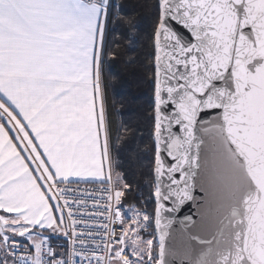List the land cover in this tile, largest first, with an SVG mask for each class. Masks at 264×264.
Returning a JSON list of instances; mask_svg holds the SVG:
<instances>
[{
  "label": "snow or ice",
  "instance_id": "obj_1",
  "mask_svg": "<svg viewBox=\"0 0 264 264\" xmlns=\"http://www.w3.org/2000/svg\"><path fill=\"white\" fill-rule=\"evenodd\" d=\"M150 6L0 0V264H264V0ZM142 37L147 199L105 82Z\"/></svg>",
  "mask_w": 264,
  "mask_h": 264
},
{
  "label": "trees",
  "instance_id": "obj_2",
  "mask_svg": "<svg viewBox=\"0 0 264 264\" xmlns=\"http://www.w3.org/2000/svg\"><path fill=\"white\" fill-rule=\"evenodd\" d=\"M124 14L138 21L145 32L150 31L152 20V0H117ZM123 30V25L118 29ZM146 41L143 37L134 46L135 50L126 42L121 41L118 49L119 57L112 61L105 69L108 104L111 109L114 134L116 129H140L134 132L133 137L126 144L119 146L118 160L121 162L127 178L134 187L139 185L143 196L147 199L150 189L144 180L147 175L148 160L151 159L148 132L151 125L148 123L151 99V88L148 71L145 68ZM129 61H134L129 63ZM140 195L134 191L127 198L128 203L135 202Z\"/></svg>",
  "mask_w": 264,
  "mask_h": 264
},
{
  "label": "water",
  "instance_id": "obj_3",
  "mask_svg": "<svg viewBox=\"0 0 264 264\" xmlns=\"http://www.w3.org/2000/svg\"><path fill=\"white\" fill-rule=\"evenodd\" d=\"M198 195H199V193H198ZM195 213H196V209L189 202L188 204H186L184 206V208L181 210V212L179 214H177L176 218L178 221L184 219L185 216H192L193 219H195L196 218Z\"/></svg>",
  "mask_w": 264,
  "mask_h": 264
}]
</instances>
